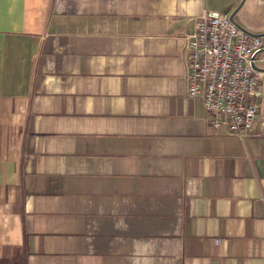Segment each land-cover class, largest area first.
<instances>
[{
  "label": "crops",
  "instance_id": "crops-1",
  "mask_svg": "<svg viewBox=\"0 0 264 264\" xmlns=\"http://www.w3.org/2000/svg\"><path fill=\"white\" fill-rule=\"evenodd\" d=\"M206 10L264 39V0H0V264H264V94L245 140L188 95Z\"/></svg>",
  "mask_w": 264,
  "mask_h": 264
},
{
  "label": "built area",
  "instance_id": "built-area-1",
  "mask_svg": "<svg viewBox=\"0 0 264 264\" xmlns=\"http://www.w3.org/2000/svg\"><path fill=\"white\" fill-rule=\"evenodd\" d=\"M263 51V37L217 11L206 10L187 36V92L202 99L215 130L241 140L253 133L264 94L257 66Z\"/></svg>",
  "mask_w": 264,
  "mask_h": 264
},
{
  "label": "water",
  "instance_id": "water-1",
  "mask_svg": "<svg viewBox=\"0 0 264 264\" xmlns=\"http://www.w3.org/2000/svg\"><path fill=\"white\" fill-rule=\"evenodd\" d=\"M232 17V16H231ZM232 19H233V17H232Z\"/></svg>",
  "mask_w": 264,
  "mask_h": 264
}]
</instances>
